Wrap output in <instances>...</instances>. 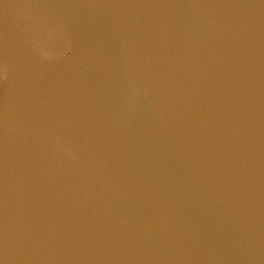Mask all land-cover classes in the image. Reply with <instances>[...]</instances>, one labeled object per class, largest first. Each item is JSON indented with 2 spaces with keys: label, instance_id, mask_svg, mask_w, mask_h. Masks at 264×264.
<instances>
[{
  "label": "water",
  "instance_id": "95a60500",
  "mask_svg": "<svg viewBox=\"0 0 264 264\" xmlns=\"http://www.w3.org/2000/svg\"><path fill=\"white\" fill-rule=\"evenodd\" d=\"M0 264H264V0H0Z\"/></svg>",
  "mask_w": 264,
  "mask_h": 264
}]
</instances>
